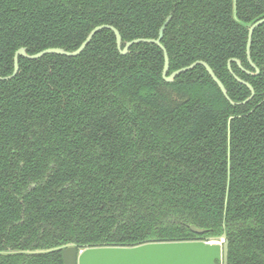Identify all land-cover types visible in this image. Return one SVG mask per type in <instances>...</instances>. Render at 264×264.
Listing matches in <instances>:
<instances>
[{"label": "trees", "instance_id": "trees-1", "mask_svg": "<svg viewBox=\"0 0 264 264\" xmlns=\"http://www.w3.org/2000/svg\"><path fill=\"white\" fill-rule=\"evenodd\" d=\"M235 9V10H234ZM235 13V16H234ZM0 264H63L61 249L205 240L264 264V0H0ZM249 82L239 83L227 68ZM205 229L202 234L189 226ZM9 251V252H7Z\"/></svg>", "mask_w": 264, "mask_h": 264}, {"label": "water", "instance_id": "water-1", "mask_svg": "<svg viewBox=\"0 0 264 264\" xmlns=\"http://www.w3.org/2000/svg\"><path fill=\"white\" fill-rule=\"evenodd\" d=\"M236 0H234L235 8ZM235 10V9H234ZM235 16V13H234ZM171 18L168 15L165 21L162 23L158 31L157 38H137L125 43L121 48L122 39L119 31L110 25H100L93 28L86 39L80 44V46L73 50L67 51L62 48H48L39 51L34 54H28L25 48H19L13 58V71L10 75L0 77V80L12 79L18 72V56H23L27 59H37L46 54H60L66 56L79 55L91 41L94 34L101 29H110L113 31L116 39L117 49L121 54L129 52V47L138 43H153L157 45L163 52L164 65L162 69V78L167 82H172L174 78L186 72L196 65H202L212 80L217 84L224 97L231 103L233 102L228 94L223 83L215 75L211 67L204 61H195L188 66L182 67L173 71L170 75H166L169 67V59L165 47L162 45V38L164 30ZM264 24V17L256 20L248 25V37L246 45V57L250 65L255 69V73H251L243 69L241 61L236 58H231L227 62V68L233 77L241 84L245 85L249 91L250 96L242 102L236 104H243L248 102L254 96V89L252 85L239 78L233 73L231 69V63L235 62L238 67L250 74H257L258 68L252 62L250 56V46L254 30L260 25ZM192 232L202 234L205 229L197 228L195 226H189ZM61 249L63 264H228V240L225 233H222L218 237L207 238L205 240H183V241H150L134 246H93L83 249H77L76 245L69 243L65 246H60L51 249H36L25 251H10V253L23 252L28 254L45 253L51 250ZM9 252V251H7Z\"/></svg>", "mask_w": 264, "mask_h": 264}, {"label": "flooded vegetation", "instance_id": "flooded-vegetation-1", "mask_svg": "<svg viewBox=\"0 0 264 264\" xmlns=\"http://www.w3.org/2000/svg\"><path fill=\"white\" fill-rule=\"evenodd\" d=\"M242 65V64H241ZM244 69V68H243ZM247 71V70H246Z\"/></svg>", "mask_w": 264, "mask_h": 264}]
</instances>
